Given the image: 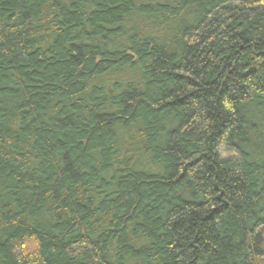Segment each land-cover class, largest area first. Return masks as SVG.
Returning a JSON list of instances; mask_svg holds the SVG:
<instances>
[{"label":"trees","instance_id":"trees-1","mask_svg":"<svg viewBox=\"0 0 264 264\" xmlns=\"http://www.w3.org/2000/svg\"><path fill=\"white\" fill-rule=\"evenodd\" d=\"M0 264H264V0H0Z\"/></svg>","mask_w":264,"mask_h":264}]
</instances>
